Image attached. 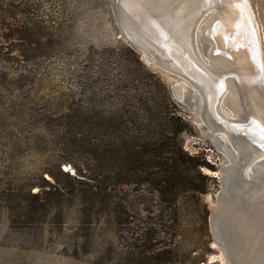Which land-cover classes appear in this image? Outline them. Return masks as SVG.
<instances>
[{
	"label": "rangeland",
	"instance_id": "rangeland-1",
	"mask_svg": "<svg viewBox=\"0 0 264 264\" xmlns=\"http://www.w3.org/2000/svg\"><path fill=\"white\" fill-rule=\"evenodd\" d=\"M252 9L264 51V20ZM117 41L125 44L111 0H0V264H224L209 206L225 155L158 69L147 66L191 127L184 151L213 167L194 179L205 191L164 198L122 185L99 206L68 194L76 182L57 173L84 179L85 169L48 125L83 94L88 52Z\"/></svg>",
	"mask_w": 264,
	"mask_h": 264
},
{
	"label": "trees",
	"instance_id": "trees-1",
	"mask_svg": "<svg viewBox=\"0 0 264 264\" xmlns=\"http://www.w3.org/2000/svg\"><path fill=\"white\" fill-rule=\"evenodd\" d=\"M80 71L83 94L48 125L57 128L61 152L77 154L85 169L77 173L84 180L57 167L76 182L68 194L104 206L122 185L147 186L164 198L205 191L194 179L201 167H213L184 151L181 135L190 125L132 48L117 41L91 49Z\"/></svg>",
	"mask_w": 264,
	"mask_h": 264
},
{
	"label": "bare ground",
	"instance_id": "bare-ground-1",
	"mask_svg": "<svg viewBox=\"0 0 264 264\" xmlns=\"http://www.w3.org/2000/svg\"><path fill=\"white\" fill-rule=\"evenodd\" d=\"M250 3V0H214L213 3L129 0L125 4L130 12L148 19L153 42H158L167 58L185 74L176 81L179 101L183 92L191 88L197 93L195 111L199 116H207L214 106L212 99L218 87L222 88L212 114L246 122V127L262 138L258 151L246 143L244 152L249 153L244 156L251 159L242 178L232 184L239 194L232 198L231 207L221 204L215 214L216 232L224 240L233 264H264V175L259 173L260 176L250 178L255 161L264 157V57L259 23ZM154 7L162 12L153 13ZM194 40L198 41V47L191 50ZM249 116L254 119L247 122ZM216 142L222 151L224 144ZM234 157L237 160L239 154L236 152ZM245 194L250 195L244 198ZM214 206L213 202L210 207ZM228 212L230 217L225 216Z\"/></svg>",
	"mask_w": 264,
	"mask_h": 264
},
{
	"label": "water",
	"instance_id": "water-1",
	"mask_svg": "<svg viewBox=\"0 0 264 264\" xmlns=\"http://www.w3.org/2000/svg\"><path fill=\"white\" fill-rule=\"evenodd\" d=\"M129 0H111V5L113 9V13L115 16L116 25L120 31V37L125 41V43L132 48L139 56L140 60L146 65L152 68H156L159 71L163 72L168 79H170V88L174 98L178 99L177 93L175 91L176 81L182 80V75L184 73L180 72L178 68H176L175 64L171 62L167 55L163 52V50L159 47L158 42H153L152 38L153 32L151 26L149 27L146 23V17L142 16L138 13L130 12L125 4ZM251 7L253 3H256L258 10V16H260V20H264V0H250ZM261 9V11H260ZM151 11L153 13H160L162 10L159 8H152ZM255 11V10H253ZM256 15V13H255ZM178 17V16H177ZM257 18V15H256ZM179 19V18H177ZM264 22V21H263ZM259 23V22H258ZM260 26V24H259ZM264 26V24H263ZM169 29V28H168ZM178 34H181V30H179ZM186 48V46H183ZM198 47V41L194 40L191 50ZM262 48H263V41H262ZM187 53H189V48H186ZM263 51V49H262ZM179 55V53L177 54ZM264 57V51H263ZM264 59V58H263ZM183 62V61H182ZM173 63V64H172ZM219 89V87H218ZM216 91V97L213 101V107L211 105V109L207 113V116L201 114L199 116L195 111V104H196V96L197 93L193 92L191 88H187L183 92L182 102L186 104L190 110L193 112L197 123L200 126H203L204 131L202 134L208 138L210 136L215 141L224 144V149L222 152L225 155V163L218 169L219 172V182L220 188L215 196L214 203L216 206L210 207L209 206V225L211 233L214 237V241L216 245L219 247L220 251L224 255V259L226 260L227 264H233L231 258L229 257L226 248L225 242L221 238H219L216 232V220L217 215L216 211L222 206L224 207H231L232 206V198L238 196L239 191L237 192L235 188L232 187V184L238 178H242V172L244 168H247L249 161L251 158H248L247 155L249 152H244L246 148V143H250L252 147L258 151L260 149L261 137L256 131L252 130L251 128L246 127V122H235L229 118H219L214 113V108L218 102V97L222 93L223 89L220 88ZM212 118V119H211ZM254 119V117L248 118ZM222 123V125H221ZM224 135V136H222ZM225 137V138H224ZM227 138V140H226ZM211 139V138H210ZM229 141V142H228ZM217 143V142H216ZM239 154L237 160H235V154ZM264 157L258 158L255 161V165L252 166V173L250 174V178L254 179L257 176L264 175ZM229 170H234L235 172L230 173ZM229 172V173H228ZM235 182V183H236ZM250 194H245L244 198L249 196ZM220 206H218L219 203ZM231 211V210H230ZM232 215H234L232 213ZM226 217H230L231 214L228 212L225 214Z\"/></svg>",
	"mask_w": 264,
	"mask_h": 264
},
{
	"label": "snow or ice",
	"instance_id": "snow-or-ice-1",
	"mask_svg": "<svg viewBox=\"0 0 264 264\" xmlns=\"http://www.w3.org/2000/svg\"><path fill=\"white\" fill-rule=\"evenodd\" d=\"M206 2L213 3L214 0H206ZM262 131H264V128H262Z\"/></svg>",
	"mask_w": 264,
	"mask_h": 264
}]
</instances>
